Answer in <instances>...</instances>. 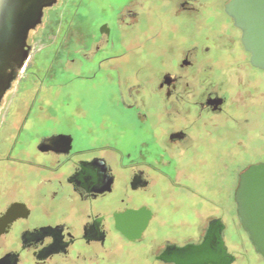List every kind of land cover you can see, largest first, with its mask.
<instances>
[{"label":"flooded vegetation","instance_id":"af4514ba","mask_svg":"<svg viewBox=\"0 0 264 264\" xmlns=\"http://www.w3.org/2000/svg\"><path fill=\"white\" fill-rule=\"evenodd\" d=\"M229 1L64 0L47 20L59 0L44 9L0 104V264H197L179 249L210 226L227 264H264L230 249V187L213 180L229 170L231 117L254 137L248 126L264 120V69ZM36 41L52 52L33 54ZM232 89L239 106L227 103ZM87 91L110 117H86ZM259 163L239 172L233 200ZM215 195L221 210L204 215Z\"/></svg>","mask_w":264,"mask_h":264},{"label":"water","instance_id":"95a60500","mask_svg":"<svg viewBox=\"0 0 264 264\" xmlns=\"http://www.w3.org/2000/svg\"><path fill=\"white\" fill-rule=\"evenodd\" d=\"M56 1L0 0V104L28 59L30 32L42 23L44 9ZM225 12L242 32L241 42L251 55L250 63L264 69V0H230ZM234 200L247 238L264 260V163L240 173ZM179 250L182 262L227 264L234 259L223 248L218 234L213 236L211 226L201 244Z\"/></svg>","mask_w":264,"mask_h":264},{"label":"rangeland","instance_id":"374dc122","mask_svg":"<svg viewBox=\"0 0 264 264\" xmlns=\"http://www.w3.org/2000/svg\"><path fill=\"white\" fill-rule=\"evenodd\" d=\"M63 2L64 0H59L57 5H55L53 8H51L50 10L46 9L45 20L53 17L55 18L59 15L61 16L64 5ZM44 37L46 36H43V38ZM53 48L54 46L52 47L46 42L36 41L34 43L33 54H48L52 52ZM62 81H63L62 74L57 75L54 85L56 86L55 91L57 92V96L60 100L59 102H62L60 99L61 96L63 95ZM16 86L18 85L17 84L13 85L12 91L6 95L5 101H8L10 95L15 93ZM263 86H264V77H263ZM232 88L234 90H237L236 87H232ZM233 89L230 90L231 94L229 96H231V99L227 103L230 106L234 104L239 106L238 98L236 96V91L234 92ZM84 97H85L84 103L86 107L87 118L110 117L109 112L111 114L112 110L107 105V101L103 96H101L100 94L99 95L92 94L91 92L87 91L84 94ZM251 123L252 126L251 127L248 126V128H251L252 130L254 128L258 129V131L261 133L259 136L257 135L256 137H254L255 135H249V134L242 135V133H240V128L242 127V124L236 123L235 121H233V117H231V120L229 122L230 133H231V137L229 140V149H230L229 170L227 173H223L222 169H220V172L216 171L213 180H214L215 188L222 187V185L225 182H228L230 187V203L228 210L229 228L227 232L230 249L244 252V255H242V258L243 257L244 258L242 260L245 259L250 262H258V261L264 262L263 260H260L256 256V254L253 251V247L251 246L247 238V235L242 230L236 217V206L233 200L234 189L237 184L239 172H241L249 163L264 161V120L263 121H260V119L254 120ZM220 197L221 196L219 195H215L213 198L214 201L213 205L210 204L208 206L203 207L205 209L203 213H206L204 215H207L208 213L216 214L217 212H219V209L221 210L222 200ZM166 227H167L166 231L171 230L168 224Z\"/></svg>","mask_w":264,"mask_h":264}]
</instances>
